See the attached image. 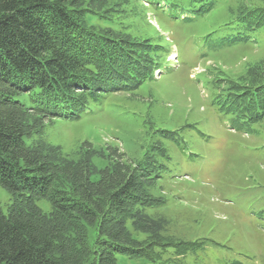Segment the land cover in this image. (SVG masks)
Segmentation results:
<instances>
[{
	"label": "trees",
	"instance_id": "obj_1",
	"mask_svg": "<svg viewBox=\"0 0 264 264\" xmlns=\"http://www.w3.org/2000/svg\"><path fill=\"white\" fill-rule=\"evenodd\" d=\"M108 1L0 0V186L13 200L6 212L0 208V264H119L118 255L205 264L198 256L205 243L175 240L166 219L146 213L163 203L151 192L160 178L151 154L131 163L118 148L85 142L73 159L44 137L46 121L79 120L108 95L132 92L164 68L163 45L127 34L115 14L120 4ZM219 1L149 2L185 21L210 14ZM236 19L244 31L262 28L264 6ZM246 39L239 33L230 41ZM260 69V81L230 85L219 109L248 125L263 120L264 64ZM96 157L107 166L99 168ZM43 199L50 213L37 205Z\"/></svg>",
	"mask_w": 264,
	"mask_h": 264
},
{
	"label": "rangeland",
	"instance_id": "obj_2",
	"mask_svg": "<svg viewBox=\"0 0 264 264\" xmlns=\"http://www.w3.org/2000/svg\"><path fill=\"white\" fill-rule=\"evenodd\" d=\"M149 1L108 5L120 4L122 12L115 14L131 37L163 45L164 68L156 79L108 95L79 120L46 121L44 137L73 159L85 142L106 151L118 148L131 163L151 154L160 176L151 192L163 203L146 213L167 220V235L205 243L198 253L205 264H264V119L245 124L217 102L230 85L261 79L264 27L244 31L234 21L264 0H220L210 14H189L185 21ZM239 33L247 39L231 42ZM94 162L107 166L99 157ZM12 201L0 186V208L6 212ZM37 205L44 213L52 210L47 200ZM88 232L92 244L95 232ZM117 260L147 264L120 255Z\"/></svg>",
	"mask_w": 264,
	"mask_h": 264
}]
</instances>
